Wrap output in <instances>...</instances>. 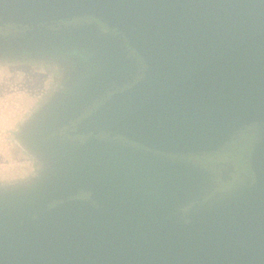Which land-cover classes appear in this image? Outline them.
I'll use <instances>...</instances> for the list:
<instances>
[{
    "label": "water",
    "instance_id": "water-1",
    "mask_svg": "<svg viewBox=\"0 0 264 264\" xmlns=\"http://www.w3.org/2000/svg\"><path fill=\"white\" fill-rule=\"evenodd\" d=\"M84 14L120 31L145 70L134 85L100 102L76 132H118L151 152L92 138L59 140L80 150L59 155L62 190L0 206V264H264V0H0V22L29 27L0 34V55L43 50L47 40H54L53 47L93 49L100 63L94 73L114 71L100 87L82 86L87 95L76 101L88 106L120 80L121 65L106 59L111 39L82 28L34 26ZM94 73L91 80H100ZM241 129L254 135L253 179L224 193L202 187L203 170L152 153L207 152ZM91 148L131 160L157 159L181 173L154 174L159 187L145 193V204L135 195L124 198L128 209H143L124 210L104 183L89 178L97 168ZM32 184L28 195L35 191V198L42 183Z\"/></svg>",
    "mask_w": 264,
    "mask_h": 264
},
{
    "label": "rangeland",
    "instance_id": "rangeland-1",
    "mask_svg": "<svg viewBox=\"0 0 264 264\" xmlns=\"http://www.w3.org/2000/svg\"><path fill=\"white\" fill-rule=\"evenodd\" d=\"M72 28H82L89 34L94 33V30L88 26ZM8 31L9 27L1 24L0 34L5 35L6 32L9 33ZM47 42L49 44L43 48L47 55L43 58L25 54L24 50L23 60H19L21 52L12 53V59H7V53L0 55V206L35 200L53 187L59 191L62 190L61 181L64 179L65 165L61 162L59 155L76 156L80 150L64 145L59 140L65 139L55 135L54 131L75 119L83 110L81 107L87 106L81 104L84 100L76 101L77 97L82 100L87 95H84L86 90H82V86H92L95 83L93 86L97 87L104 83L114 71L102 70L103 75L100 73L101 70L94 73L100 63L96 62L99 55L96 51L93 53V49L87 47L81 49L74 46L53 47L54 40H47ZM116 50V46L111 45L110 54L106 58L115 64L118 63ZM36 52L40 53L38 50ZM70 57L77 60L72 69L67 72L69 67L64 65L71 59ZM94 64H97V67ZM63 70H66L65 73ZM93 73L102 75L101 79L92 81ZM44 113L47 115L52 113L55 117L54 119L40 118ZM91 150L97 168L93 171L92 177H90L91 174L89 175V178L97 183L99 181L104 183L106 192L111 193L113 200L124 210L130 205L124 201L126 195H135L140 204H145V193L154 194L153 188L159 187V184L155 186L154 174H174L175 176L181 173L177 168L169 170V163L157 162L160 161L157 159L150 160L144 157L131 160L117 151L98 153L97 149L91 148ZM90 167H93V163ZM106 171L110 172L112 177L105 176ZM190 173L198 176L194 170H190ZM125 174L128 175L127 178ZM123 179L128 183L122 182ZM37 181L42 185L37 189L38 196L33 198L30 195L35 191L28 195V188L34 186L32 183ZM111 181L113 184L110 183ZM148 182H152L150 192L146 187ZM202 187L209 188L208 183L202 184ZM133 189L136 194L132 192ZM142 207L143 205H140L128 210L135 211L143 209Z\"/></svg>",
    "mask_w": 264,
    "mask_h": 264
},
{
    "label": "flooded vegetation",
    "instance_id": "flooded-vegetation-1",
    "mask_svg": "<svg viewBox=\"0 0 264 264\" xmlns=\"http://www.w3.org/2000/svg\"><path fill=\"white\" fill-rule=\"evenodd\" d=\"M34 26L45 31H57L68 27L88 26L94 30L99 37L111 39L112 45H115L117 48L116 60L121 65L117 75L120 80H113L109 88L103 89L92 104L83 108L75 119L63 124L54 131V134L65 140L68 139L79 142H84L92 138L97 142L111 143L113 146L132 148L141 153L143 152V155L149 154V152H151L149 149L118 132L100 129L94 137H90L87 133L83 134L76 132V126L87 118L91 112L99 106L100 102L102 103L103 100L108 99L111 95L131 87L143 77L145 64L136 50L128 44L124 35L115 27L109 26V23L102 20L100 16H95L94 14L75 16L69 20L39 22ZM28 29V26L19 24L18 27H13V32H24ZM76 60L77 58H75V60L71 58L66 62L64 61V66L69 67L67 72L72 69ZM64 71L66 70H63V72ZM253 138L254 135L252 132L247 129H241L223 145L207 152L165 154L161 151L153 150L152 153L156 154V157H164L167 162L171 163L174 160L177 162L182 161L203 170V184L205 185L208 183L209 186V188L207 187L206 189L213 188V191L224 193L239 184L253 179V174L249 167V156ZM87 196L88 195H84V197ZM204 196L202 197L207 198Z\"/></svg>",
    "mask_w": 264,
    "mask_h": 264
},
{
    "label": "crops",
    "instance_id": "crops-1",
    "mask_svg": "<svg viewBox=\"0 0 264 264\" xmlns=\"http://www.w3.org/2000/svg\"><path fill=\"white\" fill-rule=\"evenodd\" d=\"M36 50H38V52L40 51V53H37ZM24 51L26 52L25 54H33V55H36L39 58H43L44 56L47 55L45 50L37 49V48H33V49H30V50H24ZM27 52H30V53H27ZM34 52H36V53H34ZM10 58L12 59V55H11ZM19 58H20L19 60H23L24 59L23 50H21V55L19 56Z\"/></svg>",
    "mask_w": 264,
    "mask_h": 264
},
{
    "label": "trees",
    "instance_id": "trees-1",
    "mask_svg": "<svg viewBox=\"0 0 264 264\" xmlns=\"http://www.w3.org/2000/svg\"><path fill=\"white\" fill-rule=\"evenodd\" d=\"M0 23H2L3 25H6L7 27H9V31H8L9 33H11L13 31V27L16 26V24H14L11 21L10 22H4V21H2ZM9 33L6 32L5 34H9Z\"/></svg>",
    "mask_w": 264,
    "mask_h": 264
}]
</instances>
